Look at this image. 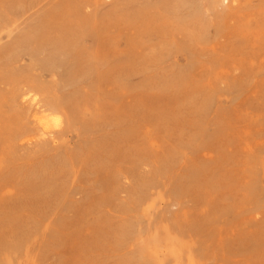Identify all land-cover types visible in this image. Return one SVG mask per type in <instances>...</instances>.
Wrapping results in <instances>:
<instances>
[{
  "label": "rangeland",
  "instance_id": "1",
  "mask_svg": "<svg viewBox=\"0 0 264 264\" xmlns=\"http://www.w3.org/2000/svg\"><path fill=\"white\" fill-rule=\"evenodd\" d=\"M0 264H264V0H0Z\"/></svg>",
  "mask_w": 264,
  "mask_h": 264
},
{
  "label": "bare ground",
  "instance_id": "2",
  "mask_svg": "<svg viewBox=\"0 0 264 264\" xmlns=\"http://www.w3.org/2000/svg\"><path fill=\"white\" fill-rule=\"evenodd\" d=\"M21 100H22V103L24 104V103H26V104H28V108L35 102V100H36V98L34 97V95H30V92H26V93H23L22 95H21ZM37 101V100H36ZM36 103V102H35ZM40 105V104H39ZM38 105V106H39ZM41 105H43V104H41ZM40 105V106H41ZM44 106V105H43ZM32 107V106H31ZM39 108V107H38ZM41 109V108H40ZM45 109H46V105H45ZM44 109V110H45ZM49 109V108H48ZM38 110V109H37ZM47 110V109H46ZM50 110V109H49ZM47 114H48V112H47ZM55 115H58V112L57 111H54L53 113H51V115H49V116H55ZM36 116V115H35ZM56 117H58V116H56ZM36 120H39L40 119V117H38V116H36V117H34ZM42 120V119H41ZM57 124H59L60 122H61V119L60 118H56L55 120H54ZM40 124H41V126H42V129L45 131V132H47L48 130H46L48 127H46L45 126V123L42 121H40Z\"/></svg>",
  "mask_w": 264,
  "mask_h": 264
}]
</instances>
